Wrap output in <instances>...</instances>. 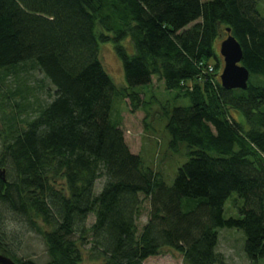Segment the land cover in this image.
<instances>
[{"label": "trees", "instance_id": "16d2710c", "mask_svg": "<svg viewBox=\"0 0 264 264\" xmlns=\"http://www.w3.org/2000/svg\"><path fill=\"white\" fill-rule=\"evenodd\" d=\"M229 34L250 70L247 89L224 88L216 73L215 45ZM105 42L113 43L122 63L124 86L100 58ZM28 62L50 81L54 95L37 106L24 96V103L15 99L18 109L6 119L1 254L39 264L17 255L19 232L10 226L19 223L43 234L50 256L45 264H81L86 255L98 264H142L164 248L180 253L182 264H223L219 229L228 227L244 232L251 260H264L259 0H0V86ZM253 74L260 81L253 83ZM156 75L190 100L167 110L169 147L178 153L183 147L187 158L173 182L130 149L121 122L112 120L115 98L143 106L137 87ZM29 107L35 115L22 119ZM234 192L243 200L241 216L226 218ZM145 200L150 215L140 229Z\"/></svg>", "mask_w": 264, "mask_h": 264}, {"label": "rangeland", "instance_id": "374dc122", "mask_svg": "<svg viewBox=\"0 0 264 264\" xmlns=\"http://www.w3.org/2000/svg\"><path fill=\"white\" fill-rule=\"evenodd\" d=\"M259 10L264 17V0H259ZM225 38L226 35H222L215 45L220 60L216 71L218 74L222 73L225 65L224 58L220 53L221 43ZM100 58L114 82L118 86L126 85L122 63L112 42L101 43ZM216 61L214 58L212 63ZM2 81L0 86V148L3 137L8 132L6 119L12 113L15 114V110L18 109L14 106L15 103H12L15 99L24 103L25 98L30 104L37 106L50 102L54 95L53 85L32 62L26 63L17 72L10 74L7 79L3 78ZM251 81L255 83L260 79L253 74ZM137 89L140 91L142 103L144 102L143 106L134 109L129 99L115 98L112 107V120L121 122L130 149L134 153L141 154L147 164H150L155 170L167 174L171 181L175 177L178 166L187 158L184 156L183 147L179 150L180 153L172 151L169 147V137L165 126L167 110L178 105H189L190 100L185 96L177 97V90L168 89L165 81L158 75L153 77L150 85L139 86ZM21 96L24 98H20ZM34 112L35 110L29 107L21 117L29 119L35 115ZM16 117L18 118V116ZM18 126H25V123L20 122ZM242 205L243 200L234 192L225 203V217H240L239 210ZM149 215L150 204L148 200H145L138 219L140 229L148 221ZM94 219V216L91 215L88 224L91 225ZM10 228L14 234L19 232L18 256L33 258L39 264H45L49 260L48 246L43 234L29 231L19 223H13ZM244 243L245 235L242 230L220 228L217 252L221 255L223 264H264V260L256 262L248 257ZM182 262L183 257L180 253L171 248H164L160 254L149 257L142 264H182ZM81 264L98 263L88 259L86 255Z\"/></svg>", "mask_w": 264, "mask_h": 264}, {"label": "water", "instance_id": "95a60500", "mask_svg": "<svg viewBox=\"0 0 264 264\" xmlns=\"http://www.w3.org/2000/svg\"><path fill=\"white\" fill-rule=\"evenodd\" d=\"M227 32H230V28L227 29ZM220 53L225 62L220 75L222 86L226 89H247L250 81V70L241 64L244 54L239 41L229 34L221 43ZM0 264L19 263L0 253Z\"/></svg>", "mask_w": 264, "mask_h": 264}, {"label": "built area", "instance_id": "2783aa9c", "mask_svg": "<svg viewBox=\"0 0 264 264\" xmlns=\"http://www.w3.org/2000/svg\"><path fill=\"white\" fill-rule=\"evenodd\" d=\"M209 69L212 71L213 70V66H209Z\"/></svg>", "mask_w": 264, "mask_h": 264}]
</instances>
